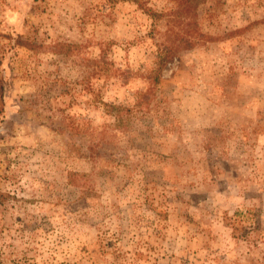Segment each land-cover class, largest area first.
Listing matches in <instances>:
<instances>
[{"label": "rangeland", "instance_id": "374dc122", "mask_svg": "<svg viewBox=\"0 0 264 264\" xmlns=\"http://www.w3.org/2000/svg\"><path fill=\"white\" fill-rule=\"evenodd\" d=\"M193 6L137 107L169 14L0 0V264H264V0Z\"/></svg>", "mask_w": 264, "mask_h": 264}, {"label": "trees", "instance_id": "16d2710c", "mask_svg": "<svg viewBox=\"0 0 264 264\" xmlns=\"http://www.w3.org/2000/svg\"><path fill=\"white\" fill-rule=\"evenodd\" d=\"M139 7L147 12L154 20H158L161 16L169 14L166 19V29L162 32L161 42L159 43L156 52L154 65L147 71L145 78L148 85L143 90H138L136 96L135 106L141 107L149 104L156 91V86L160 80V71L164 63L173 57L179 48L189 47L196 43L200 32H196L197 28L191 29L192 25L195 26V20L191 17L193 12L194 3L196 0H172L174 5L169 11H158L148 6L143 0H135ZM108 110L111 108H119L120 105L112 104L102 101ZM130 107H127V110ZM74 173H70L73 175Z\"/></svg>", "mask_w": 264, "mask_h": 264}]
</instances>
